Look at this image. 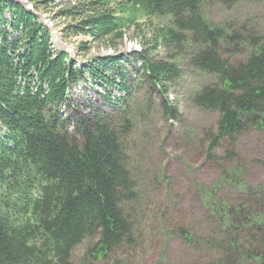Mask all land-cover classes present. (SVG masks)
<instances>
[{
    "label": "trees",
    "instance_id": "obj_1",
    "mask_svg": "<svg viewBox=\"0 0 264 264\" xmlns=\"http://www.w3.org/2000/svg\"><path fill=\"white\" fill-rule=\"evenodd\" d=\"M208 1L239 0H73L62 12L91 42L114 46L128 29L142 38L129 58L106 55L76 65L52 46L33 12L0 0V264H124L121 253L134 242L127 204L136 192L122 139L132 122L125 114L112 117L122 99L111 91L129 92L130 67L156 90L162 114L177 120L168 91L183 66L215 78L191 101L217 114L215 128L204 134V153L221 173L201 190L215 228L197 236L176 226L170 233L200 252L205 246L194 264H264V186L241 183L235 152L244 132H264L263 38L253 29L243 36L232 22L208 21L201 8ZM86 74L103 90L109 111L82 113L72 103L69 90ZM70 105L73 119L65 118ZM224 185L248 197L245 203L216 200ZM86 240L75 263L73 251Z\"/></svg>",
    "mask_w": 264,
    "mask_h": 264
},
{
    "label": "rangeland",
    "instance_id": "obj_2",
    "mask_svg": "<svg viewBox=\"0 0 264 264\" xmlns=\"http://www.w3.org/2000/svg\"><path fill=\"white\" fill-rule=\"evenodd\" d=\"M14 1L35 14L49 30L52 46L64 50L76 65L106 55L129 58L132 52L141 49V35L132 29L125 30L122 40L114 46L91 42L88 36L77 32L72 28L76 21L62 12L71 6L73 0ZM201 8L208 21L232 22L235 24L232 29L236 28L235 31L243 36L253 29L263 38L264 44V0H239L230 5L208 1ZM5 15L8 17V13ZM82 42H87L85 50L79 48ZM220 45L223 49L226 47L223 43ZM158 51L162 57L163 51ZM242 58L241 55L234 57L237 60ZM139 64L137 62L136 66ZM181 69L180 78L168 91V98L179 113L177 120L167 119L162 114L156 90L140 72L130 71V67L129 92L111 91L112 98L122 99L112 117L116 119L125 114L132 122L130 132L122 139L136 192V200L127 204L134 222V242L121 253L124 264H194L204 258L203 252L207 249L200 245V252L182 237L171 234L172 228L183 226L197 236L208 234L209 228H215L209 224L210 213L204 205L201 190L211 188L221 173L204 153V134L215 128L217 114L198 108L191 101L197 89L214 82L215 78L186 66ZM85 76V80L75 83L69 90L72 103L82 113L96 108L109 111L110 107L100 96L103 90L93 88L89 76ZM69 107L65 118L73 119L75 112L71 105ZM235 152L236 164L241 169V183L250 187L264 186V132L253 129L244 132L237 141ZM218 153L223 155L222 151ZM223 168L229 171V164ZM247 198L239 190L226 185L221 186L215 195L216 200L237 201L241 205ZM89 243L91 241L86 240L74 249L72 259L75 263L80 262ZM245 258L242 261L246 262ZM93 264L109 262L95 261Z\"/></svg>",
    "mask_w": 264,
    "mask_h": 264
}]
</instances>
